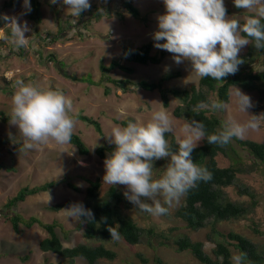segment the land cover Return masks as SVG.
<instances>
[{
	"label": "rangeland",
	"instance_id": "1",
	"mask_svg": "<svg viewBox=\"0 0 264 264\" xmlns=\"http://www.w3.org/2000/svg\"><path fill=\"white\" fill-rule=\"evenodd\" d=\"M6 1L9 0H0V16L19 17L21 23L26 20L31 31L26 33V37H29L26 46L18 48L10 40L11 34L7 32L10 27L6 26V22L0 24V112L4 113V116H0V209L3 210L8 201L15 197L22 188H33L55 181L56 185L49 191L30 195L25 201L18 203L15 208L16 213L25 219L36 217L43 224L56 223L58 225L56 233L66 248L86 243L91 246L98 245L103 241H88L84 238L83 230L79 229L80 220L70 218L67 213L53 210V208L65 204L63 208L65 209L77 202H82L85 206L88 180L100 178L102 196L107 194L112 185L104 184L103 176L105 175L104 160L109 153L107 152L106 158L102 159L96 150L109 144L105 136L110 135L112 129L118 125L114 120L121 121L133 117L135 122L139 120L146 123L152 112L163 108V104L157 91L145 92L135 88L133 93L125 94L110 85L111 93L105 96L102 87L90 86L82 78L91 74L95 80H99L101 62L110 65L113 60H119L124 65L135 67L136 73L132 76L135 81L157 80L169 72L179 71L181 76L167 82L166 87L168 88H188L198 85L200 77L192 73L190 62L185 61L177 65L173 60V54L169 52L157 65L134 64L122 58L123 49L127 46L136 48L151 44L152 54H158L161 51L154 47L153 34L158 30L157 17L165 13L162 0H132L133 5L140 11L139 19L126 11L122 0H90L91 6L96 5L101 8L99 12H110L109 16L105 15L101 20L93 19L88 10L85 11L83 17L71 16L67 13V6L63 5L62 0L55 5H51L50 0H40L42 5L40 24H36L31 19L32 10L27 15H22L26 11L24 0H20L16 8L5 7ZM225 5L229 10L228 15H236L240 23L245 22V18L252 15V13L235 8L233 0H225ZM116 13H121L123 18L120 19ZM61 19L70 21L71 27L62 33L55 43L44 41L43 37L52 38L57 35L58 20ZM0 21L4 20L0 19ZM251 47H254L253 43L245 46L240 55L246 54ZM255 51L258 50L255 49ZM52 54L59 61L64 62L65 71L73 74V77L78 80L64 76L59 67L50 60ZM253 67L258 72L264 71V50ZM111 75L115 78L123 77L120 70L113 71ZM17 79L25 83L33 82L46 88L62 90L72 99L73 115L77 120L74 134L82 137L90 149L89 155L81 156L71 143L61 146L50 142L47 145H36L31 149L25 146L24 138L19 135L18 127L11 125L10 119L5 122L6 117L11 116L12 96L16 91L14 83ZM239 89L249 95L255 105L247 110L250 115L264 113V103L261 102V96L257 91L247 92ZM181 104L179 99L172 97L171 105L166 109L175 120V138L182 137V127L188 122L186 118H176L173 114ZM229 104L230 108L221 115L223 120L232 118L242 124L249 120V115L239 110L234 96L230 98ZM80 115L98 120L103 128V135L79 119ZM244 140L264 143V121L261 122L259 131L249 130ZM202 143L203 141L198 146ZM239 151L244 157V164L252 165L254 160L248 156L247 152ZM169 159L155 162L154 178L163 175L164 167ZM217 160L221 167L230 165V159L223 154H220ZM69 183L78 187L79 190L71 189ZM116 186L126 191V186ZM239 189H248L254 194L258 201L257 207L245 217L218 224L217 229L226 234L231 230L242 233L252 239L260 253L263 254L264 169H247L239 174L235 185L226 189L227 197L233 202L249 204L251 198L241 196ZM128 203L127 210L143 227L165 231L173 240L186 234L194 241L205 242L204 249L208 253L212 250L214 244L206 240L213 227L212 219L207 222L205 228L193 231L188 230L185 223L174 217V213L184 205V197L167 214L160 216L143 212L134 208L130 202ZM254 223L259 232L263 233L262 235L254 233L252 230ZM171 229L175 231L171 232ZM47 236L48 232L39 224H34L32 228L21 225L20 232H15L10 215L2 212L0 216V264H68L56 254L41 251L39 244ZM166 242V245H171L172 250L156 247V253L160 254L165 262L201 264L186 254L173 252L176 249L175 245L169 241ZM103 243L109 249L114 250L117 257L112 261L102 259L98 264H143L138 258L139 253L152 259L155 255V251L147 241V233L137 246H131L122 239ZM26 255L29 256L28 259L22 260L21 257ZM75 264L88 263L83 259H77Z\"/></svg>",
	"mask_w": 264,
	"mask_h": 264
},
{
	"label": "clouds",
	"instance_id": "2",
	"mask_svg": "<svg viewBox=\"0 0 264 264\" xmlns=\"http://www.w3.org/2000/svg\"><path fill=\"white\" fill-rule=\"evenodd\" d=\"M58 2L50 0L51 5ZM62 2L73 17H80L91 9L90 0ZM233 2L235 8L252 13L243 24L236 15H228L225 0H162L165 13L157 17L154 47L173 54L177 65L190 62L192 73L198 77L224 83L226 77L235 75L240 65L245 63L240 56L245 46L254 41L255 49L264 50V0ZM24 8L26 11L22 15H27L31 11L30 0H24ZM0 19L11 29V42L18 48L26 46L29 40L26 33L31 31L28 22L24 20L21 23L19 17L7 15ZM14 87L10 124L18 127L27 148L50 142L61 146L71 142L77 120L70 97L62 90L25 83L21 79L15 81ZM228 94L230 98L235 97L239 110L247 113L249 120L242 124L232 118L226 119L221 122L219 131L208 134L202 121L191 119L183 125L182 137H176V150L166 139L167 134L175 135V120L164 107L154 110L146 123L137 120L129 121L125 127L115 126L111 134L105 136L115 149L104 160V184L126 186L123 195L134 208L153 216L167 214L191 189L197 187V182H208L213 178L206 167L193 161L192 153L200 142L206 140L210 145L223 147L233 138L244 139L249 130H260L264 113H248L247 110L255 106L251 97L235 86L234 90L229 89ZM229 108L228 102L210 100L198 102L192 111L218 112ZM166 158L170 159L163 175L154 178L155 162ZM60 211L78 221L81 217L94 220L93 212L82 202L72 203ZM107 230L112 240L122 238L117 226H109ZM214 247L210 253L205 250L212 257ZM231 250L235 254L231 258L233 264H243L244 254L234 247Z\"/></svg>",
	"mask_w": 264,
	"mask_h": 264
},
{
	"label": "trees",
	"instance_id": "3",
	"mask_svg": "<svg viewBox=\"0 0 264 264\" xmlns=\"http://www.w3.org/2000/svg\"><path fill=\"white\" fill-rule=\"evenodd\" d=\"M20 0L6 1L5 7L16 8L19 5ZM31 2V19L36 23H41V2L40 0H30ZM123 6L126 11L134 16V18H140V11L133 5L132 0H122ZM101 8L93 5L88 10L92 14V18L95 20H101L105 15H110L109 11L99 12ZM228 10V9H227ZM95 12V14H93ZM88 13V14H89ZM229 13V10H228ZM85 12L81 14L83 17ZM116 15L122 19L121 13ZM1 17V16H0ZM142 19V18H141ZM5 21H0L3 24ZM242 22L241 24H243ZM71 27V22L67 20H58L57 35L55 37H43L44 41L55 43L64 33ZM8 34H11V30L8 29ZM48 36V35H47ZM50 36V35H49ZM254 44V41L252 42ZM23 53V51H21ZM263 50L255 51L254 47H251L249 51L240 55L245 63L240 65L239 71L235 75H229L224 79V83H220L212 80L211 78H200L198 85H192L188 88H168L166 83L170 80L176 79L181 76L179 71H173L165 74L157 80L141 79L139 81L133 80L132 76L136 73L135 67L124 65L119 60L111 61L110 65H106L103 62L100 64L101 77L99 80H95L91 74L83 77L82 80L88 83L90 86L102 87L104 89V95L109 96L111 93V86L116 87L122 93H133L134 89H139L145 92H159L163 107L168 109L171 104V97L177 98L181 101L175 111L174 116L176 118H186L187 121L191 119H197L202 121L206 126V132L213 134L221 129V122L224 121L222 114L225 111L211 112L201 111L200 113L193 112L192 109L200 101L209 102L210 100H219L230 102L229 89L239 87L247 92L257 91L261 96V102L264 103V71L258 72L254 69V63H256ZM167 55V52L161 50L158 54H152V45L145 44L141 47L127 46L123 49L122 58L129 63L148 65H157ZM52 60L62 71L63 75L67 78H72L73 74L65 71L66 64L59 61L55 55H50ZM65 66V68H63ZM115 70H120L123 73V77L115 78L111 73ZM0 116H4V113L0 112ZM83 122L93 127L96 132L103 135V128L100 122L88 116H79ZM10 117H6L5 122H8ZM129 121L135 122L133 117H128L124 120H114L116 124L125 127ZM166 139L169 141L173 150L178 148L176 144V138L172 134H167ZM74 145L81 156H87L90 153L89 147L86 145L82 137L78 134L72 136L70 142ZM115 145L108 144L104 147L96 150L99 157L106 158V153L109 154L114 151ZM239 150L246 151L248 156L254 160L252 165L244 164L242 153ZM223 154L230 159V165L228 167H221L218 163L217 157ZM193 161L202 167H206L212 173V179L208 182L199 181L197 187L191 189L184 196V205H182L175 213L174 217L185 223L188 230L197 231L205 228L207 222L212 219L213 227L210 234L207 236V241H210L215 245L211 255H208L204 249L205 242L194 241L189 235H182L171 239L169 234L165 231H157L154 228H145L133 217L126 206H129V201L124 197L122 190L118 186H111L107 191V194L102 196L101 187L102 182L100 178L95 180H88L89 186L86 190L85 208L90 209L94 214V220L89 221L87 217L80 218L79 229L83 230V236L88 241H103L112 242L111 234L107 230L109 226L118 227L121 233V239L131 246H137L140 244L145 233H147V241L149 246L155 251V255L152 258H147L142 253L138 254V258L143 264H170L165 262L162 256L156 253V247L163 249H173L171 245H166L169 241L175 245L176 249L173 252L186 254L188 257H192L196 262L201 264H233L232 256L235 254L231 250L234 247L241 254H244L243 264H264V253L261 254L252 239L247 238L238 233L235 230L222 233L217 229L218 224L223 222H230L238 220L254 211L258 205V201L254 194L250 193L248 189H239L241 196H249L251 202L249 204H242L233 202L226 194V189L235 185L240 173H244L247 169L257 170L264 169V143H258L251 140L233 138L232 141L220 147L218 145H210L206 140L202 145L198 146L192 153ZM1 165V163H0ZM1 168V166H0ZM56 185L55 181L39 185L33 188H22L18 194L10 199L1 213L10 215V221L12 223L15 232H20V226L24 225L27 228H32L34 224H39L47 232L48 236L41 240L39 246L43 252H51L62 258L63 261L70 264H74L77 258H82L88 262V264H98L100 260H115L117 253L109 249L104 243H100L95 246L86 244H79L73 248H66L63 245L62 240L56 233L57 224H43L36 217L30 219L23 218L20 214L16 213L15 208L18 203L25 201L30 195H35L40 192H47ZM69 187L78 191V187L69 183ZM65 207V204L57 205L53 210H61ZM106 218V222H105ZM256 223H254L255 225ZM252 230L255 234H263L259 232L257 225ZM175 231L171 229L170 231ZM177 230V229H176ZM181 255V256H182ZM29 256L21 257L22 260H27Z\"/></svg>",
	"mask_w": 264,
	"mask_h": 264
}]
</instances>
